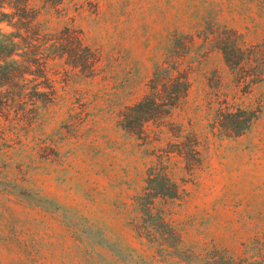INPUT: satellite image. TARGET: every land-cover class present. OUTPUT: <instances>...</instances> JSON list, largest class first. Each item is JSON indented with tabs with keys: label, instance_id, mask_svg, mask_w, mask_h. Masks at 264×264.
<instances>
[{
	"label": "rangeland",
	"instance_id": "rangeland-1",
	"mask_svg": "<svg viewBox=\"0 0 264 264\" xmlns=\"http://www.w3.org/2000/svg\"><path fill=\"white\" fill-rule=\"evenodd\" d=\"M260 1L72 0L67 15L50 17L55 28L77 29L100 60L93 79L71 77L56 105L11 135L13 147L0 161V264H264V80L241 99L262 105V113L240 136L211 132L197 110L208 79H231L201 32L218 24L247 43L261 41ZM175 31L193 36L181 52L193 68L173 120L192 123L202 162L190 176L177 164L178 195L169 198L147 170L177 140L152 123L132 134L117 120L147 91ZM147 187L155 193L152 212L165 220L146 218L152 234L139 235L134 203Z\"/></svg>",
	"mask_w": 264,
	"mask_h": 264
},
{
	"label": "trees",
	"instance_id": "trees-1",
	"mask_svg": "<svg viewBox=\"0 0 264 264\" xmlns=\"http://www.w3.org/2000/svg\"><path fill=\"white\" fill-rule=\"evenodd\" d=\"M260 3L264 5V0ZM72 4L75 5L72 0H0L2 162L8 158L7 149L13 147L11 135H19L21 125L22 129L32 128L43 111L56 105L60 91L71 77L93 79L97 74L100 56L83 42L79 31L68 24L60 28L50 25V17L67 15ZM2 24L8 28L4 29ZM214 26L211 31L208 26L207 32H201L205 34L203 45L211 44L222 53L231 79L226 84L216 74L214 79H208V89L197 110L211 132L237 137L249 131L262 113V105L245 104L241 99L264 80V37L259 42L247 43L245 34L238 30ZM192 39L193 36L175 31L165 47L163 61L155 64L147 91L135 103L125 106L117 120L122 129L132 134L143 135L146 125L152 123L156 133L167 132L177 140L159 149L147 170L149 183L162 182L161 194L169 198L178 195L179 187L173 177L177 164L181 163L180 169L190 176L202 162V142L192 123L187 128L173 120L174 111L186 102L192 86L193 64H186L181 54L190 49ZM147 188L149 191L135 198L134 203L142 213L133 219L137 220L133 227L139 235L152 234L146 218L165 220L164 213L152 212L155 193L152 187ZM166 225L172 233L176 232L169 222Z\"/></svg>",
	"mask_w": 264,
	"mask_h": 264
}]
</instances>
